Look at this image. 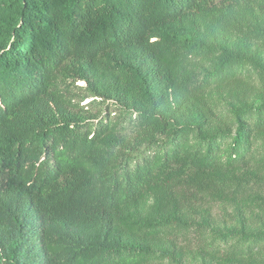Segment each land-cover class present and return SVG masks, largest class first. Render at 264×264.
I'll return each instance as SVG.
<instances>
[{
    "label": "trees",
    "instance_id": "16d2710c",
    "mask_svg": "<svg viewBox=\"0 0 264 264\" xmlns=\"http://www.w3.org/2000/svg\"><path fill=\"white\" fill-rule=\"evenodd\" d=\"M189 256L264 264V0H0V264Z\"/></svg>",
    "mask_w": 264,
    "mask_h": 264
},
{
    "label": "rangeland",
    "instance_id": "374dc122",
    "mask_svg": "<svg viewBox=\"0 0 264 264\" xmlns=\"http://www.w3.org/2000/svg\"><path fill=\"white\" fill-rule=\"evenodd\" d=\"M88 101H86L85 103H88ZM187 264H202L201 259L198 256H189L187 259Z\"/></svg>",
    "mask_w": 264,
    "mask_h": 264
}]
</instances>
